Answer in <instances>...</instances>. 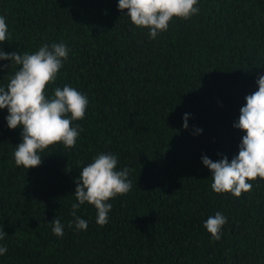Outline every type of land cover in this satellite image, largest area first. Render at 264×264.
Masks as SVG:
<instances>
[{"label": "trees", "instance_id": "trees-1", "mask_svg": "<svg viewBox=\"0 0 264 264\" xmlns=\"http://www.w3.org/2000/svg\"><path fill=\"white\" fill-rule=\"evenodd\" d=\"M198 7L151 39L118 0H0L9 27L0 47L23 54L65 43L69 58L48 95L69 85L89 99L85 118L72 122L83 129L76 146H49L31 169L15 164L22 127L10 129L0 109V244L8 249L0 264H264V179L240 197L218 194L202 161L238 154L245 133L234 123L264 75V0ZM18 67L0 69V86ZM102 152L130 169L132 190L109 201L106 225L85 202L77 215L87 230L69 228L76 180ZM216 212L227 217L220 240L203 227Z\"/></svg>", "mask_w": 264, "mask_h": 264}, {"label": "clouds", "instance_id": "clouds-1", "mask_svg": "<svg viewBox=\"0 0 264 264\" xmlns=\"http://www.w3.org/2000/svg\"><path fill=\"white\" fill-rule=\"evenodd\" d=\"M199 0H118V8L130 17L131 22L139 28H147L151 39L159 33L166 32L169 22L175 17L183 20L199 14ZM9 39V27L6 17L0 15V45ZM71 49L63 42L44 43L35 52H5L0 47V60H9L11 65L19 66L14 74L8 77L6 86H0V109H7L8 127H22V142L15 145L13 157L17 166L26 169L38 167L43 158L40 153L49 146L62 143L65 148H74L80 132L79 124L73 121L83 120L88 108V96L69 85L54 87L49 96L47 87L55 84L64 61L69 58ZM0 65V69L9 68ZM258 90L245 97L246 104L240 108L238 121L234 127L242 130L243 135L238 154L231 161L227 156L213 161L207 155L202 157L203 164L211 171V190L220 193H231L240 197L250 192L252 183L257 178L264 179V75L256 81ZM185 113L184 125L188 128V117ZM202 132V129H196ZM118 157L112 153H100L93 161L82 167L76 180L74 195L76 203L71 204V215L74 217L68 227L75 225L77 230H87L88 221L77 215L85 202L93 205L97 212L96 222L100 226L108 223L109 212L113 205L110 200L126 195L132 190L129 179L130 169L117 170ZM227 217L221 212L209 216L203 227L211 234L212 239L220 240L222 228ZM52 232L63 237L64 225L60 219L50 222ZM7 232L0 227V240ZM7 246L0 244V256L7 253Z\"/></svg>", "mask_w": 264, "mask_h": 264}]
</instances>
